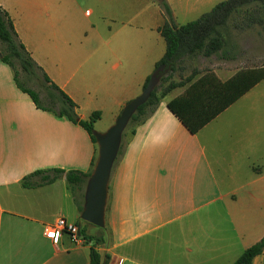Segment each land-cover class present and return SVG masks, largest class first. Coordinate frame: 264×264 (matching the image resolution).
<instances>
[{
    "label": "crops",
    "instance_id": "0c3cea01",
    "mask_svg": "<svg viewBox=\"0 0 264 264\" xmlns=\"http://www.w3.org/2000/svg\"><path fill=\"white\" fill-rule=\"evenodd\" d=\"M219 1L167 0L179 25ZM0 6L78 117L98 114L97 131L141 93L166 50L165 17L155 0H0ZM183 91L166 94L133 133L124 130L100 228L80 218L85 184L71 187L65 178L70 170H92L97 149L88 132L37 108L0 60V264H88L93 241L50 235L60 216L79 222L85 235L103 237L95 245L101 264H232L262 238L264 79L196 133L166 105ZM54 168L64 174L51 183L21 184L35 170ZM251 264H264V249Z\"/></svg>",
    "mask_w": 264,
    "mask_h": 264
},
{
    "label": "trees",
    "instance_id": "16d2710c",
    "mask_svg": "<svg viewBox=\"0 0 264 264\" xmlns=\"http://www.w3.org/2000/svg\"><path fill=\"white\" fill-rule=\"evenodd\" d=\"M155 1L165 17L160 32L165 39L166 50L163 57L156 63L153 72L162 64L165 69L168 68L170 71L166 75H164V71L161 72L159 83L156 84L149 98L137 108L126 129L132 125L128 130L133 133L135 126L144 122L155 111L159 101L166 94L175 88L187 85L181 94L169 99L166 105L190 133H196L264 79V65L239 69L226 80H221L214 71L210 70L203 73L194 70L185 79L179 81L171 80V73L186 58L198 55L203 57L218 55L221 58L228 56L225 48V38L221 29L226 28L230 18L235 14L242 15L241 22H234L235 28L243 29L253 24L264 27V0H222L198 18L180 25L175 22L172 9L167 0ZM0 60L11 68L16 86L31 98L37 108L50 111L57 116L66 117L72 123L79 124L88 132L96 147L93 121L98 117V114L94 113L89 121L78 117L73 101L57 85L51 82L42 68L29 55L19 40L8 12L1 6ZM17 66L23 72L25 81L34 80L44 88L47 92V98L44 102L37 91L25 86V83L19 78ZM151 74L147 77L143 89L146 87ZM166 82L168 83L162 86ZM122 147L121 142L118 154L121 152ZM94 161L95 158H93L92 165H94ZM63 174L64 170L56 168L35 170L24 176L21 184L24 187H33L51 183ZM89 174L90 172L83 173L70 170L65 173V178L69 186L81 188L84 186ZM78 208L82 210V205H79ZM81 233L85 239L93 241V246L89 250L88 264H101V256L95 245L102 243L103 237L85 235L82 228ZM263 249L264 236L246 248L232 264H251L253 258L260 254Z\"/></svg>",
    "mask_w": 264,
    "mask_h": 264
},
{
    "label": "water",
    "instance_id": "95a60500",
    "mask_svg": "<svg viewBox=\"0 0 264 264\" xmlns=\"http://www.w3.org/2000/svg\"><path fill=\"white\" fill-rule=\"evenodd\" d=\"M165 66L160 65L150 76L146 87L139 95L129 100L122 108L114 123L105 131H93L96 141V158L87 177L80 218L97 227H105V207L108 183L113 164L117 158L123 132L137 108L150 96L158 83Z\"/></svg>",
    "mask_w": 264,
    "mask_h": 264
},
{
    "label": "rangeland",
    "instance_id": "374dc122",
    "mask_svg": "<svg viewBox=\"0 0 264 264\" xmlns=\"http://www.w3.org/2000/svg\"><path fill=\"white\" fill-rule=\"evenodd\" d=\"M241 21L242 15L235 14L230 18L226 28L221 29L225 38V48L228 56L221 58L218 55L210 57L198 55L192 58H186L176 67L175 71L171 73V80H183L194 70L199 73L210 70L217 72L221 78H226L239 69L260 67L264 65V27L253 24L249 27H244L243 29L235 28L234 22L239 23ZM17 69L19 72V78L25 83V86L37 91L39 97L44 102L47 98V92L44 88L38 85L34 80L25 81L23 72H21L19 66H17ZM169 71L170 70L167 68L164 71V75ZM167 83L168 82L162 84V86H165ZM186 87L187 85L184 87H178L177 89L184 90ZM131 126H129L128 129H130Z\"/></svg>",
    "mask_w": 264,
    "mask_h": 264
},
{
    "label": "built area",
    "instance_id": "2783aa9c",
    "mask_svg": "<svg viewBox=\"0 0 264 264\" xmlns=\"http://www.w3.org/2000/svg\"><path fill=\"white\" fill-rule=\"evenodd\" d=\"M50 228L52 230V235L66 232L69 235L71 242L74 244H80L85 241V237L81 233L79 222H71L60 216L56 218L53 224H51Z\"/></svg>",
    "mask_w": 264,
    "mask_h": 264
},
{
    "label": "snow or ice",
    "instance_id": "6c2138e0",
    "mask_svg": "<svg viewBox=\"0 0 264 264\" xmlns=\"http://www.w3.org/2000/svg\"><path fill=\"white\" fill-rule=\"evenodd\" d=\"M50 235H52V233H50Z\"/></svg>",
    "mask_w": 264,
    "mask_h": 264
}]
</instances>
